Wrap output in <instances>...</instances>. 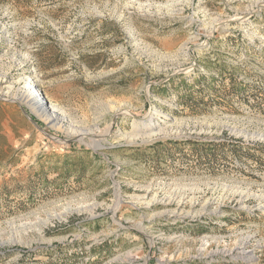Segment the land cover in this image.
<instances>
[{
	"label": "rangeland",
	"instance_id": "obj_1",
	"mask_svg": "<svg viewBox=\"0 0 264 264\" xmlns=\"http://www.w3.org/2000/svg\"><path fill=\"white\" fill-rule=\"evenodd\" d=\"M259 1L0 0V264H264Z\"/></svg>",
	"mask_w": 264,
	"mask_h": 264
},
{
	"label": "bare ground",
	"instance_id": "obj_2",
	"mask_svg": "<svg viewBox=\"0 0 264 264\" xmlns=\"http://www.w3.org/2000/svg\"><path fill=\"white\" fill-rule=\"evenodd\" d=\"M259 4L264 3V1H259ZM35 79V78H34ZM26 81V88L28 89V96L27 97H22V102L27 104L32 112L45 120L47 123L51 124L52 127L56 129H64V122H65V117H63L57 107L54 105H43L44 103L42 102L40 96L41 92L38 89L37 85L35 82L30 79V80H25ZM45 101V100H44ZM160 110L158 108H153L150 113L147 115V117L141 121H135L134 126L135 128H139V125H142L143 123L150 121L155 115L160 114ZM76 133V132H75ZM74 133V134H75ZM77 134V133H76ZM139 137H142L141 134L132 136L130 139L132 141H135Z\"/></svg>",
	"mask_w": 264,
	"mask_h": 264
},
{
	"label": "crops",
	"instance_id": "obj_3",
	"mask_svg": "<svg viewBox=\"0 0 264 264\" xmlns=\"http://www.w3.org/2000/svg\"><path fill=\"white\" fill-rule=\"evenodd\" d=\"M8 109V108H7ZM0 110L3 111V116L0 114V137L3 135L4 137H15V130L18 129L19 132L24 133V130L19 129L17 125L19 122H27L28 117L27 113L22 109L12 108L10 109V113L6 112L5 108L0 106ZM3 132H2V131ZM10 133H12L10 135ZM28 134H30L28 132ZM29 135H24V138L28 137Z\"/></svg>",
	"mask_w": 264,
	"mask_h": 264
},
{
	"label": "trees",
	"instance_id": "obj_4",
	"mask_svg": "<svg viewBox=\"0 0 264 264\" xmlns=\"http://www.w3.org/2000/svg\"><path fill=\"white\" fill-rule=\"evenodd\" d=\"M212 86H214V85H212ZM194 88H191L189 91H187V94L189 95V97H191V96H193L194 95ZM185 97H187V96H185ZM190 101H192V100H189V102ZM200 102L201 103H204V98H202L201 100H200Z\"/></svg>",
	"mask_w": 264,
	"mask_h": 264
},
{
	"label": "built area",
	"instance_id": "obj_5",
	"mask_svg": "<svg viewBox=\"0 0 264 264\" xmlns=\"http://www.w3.org/2000/svg\"><path fill=\"white\" fill-rule=\"evenodd\" d=\"M40 92H41V91H40ZM40 98H41L42 102L44 103L43 105L48 104V100H47V98H45L44 95H43L42 93H41ZM44 100H45V101H44ZM48 105H50V104H48Z\"/></svg>",
	"mask_w": 264,
	"mask_h": 264
}]
</instances>
